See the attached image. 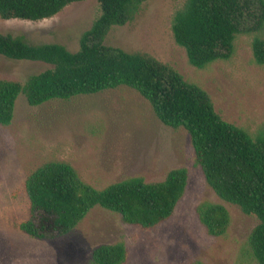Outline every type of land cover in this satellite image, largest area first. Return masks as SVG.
Segmentation results:
<instances>
[{"label": "rangeland", "instance_id": "rangeland-1", "mask_svg": "<svg viewBox=\"0 0 264 264\" xmlns=\"http://www.w3.org/2000/svg\"><path fill=\"white\" fill-rule=\"evenodd\" d=\"M186 1H146L130 22L110 30L105 44L172 67L208 93L225 121L252 136L264 132V66L253 55L254 38L264 39V28L238 35L230 60L195 68L172 32L173 16ZM100 15V4L85 0L39 22L0 18V33L23 37L32 45L59 44L76 53ZM50 68L0 57V80L24 83ZM50 162L71 165L98 190L136 177L162 182L177 169L188 172V183L173 216L152 229L126 224L120 215L96 207L68 235L36 240L19 229L29 217L25 184ZM203 203L228 210L230 226L224 236L207 233L197 215ZM258 223L208 185L189 133L163 125L150 104L128 87L38 107L22 95L13 122L0 125V264H91L97 248L118 243L126 247V264H257L248 242Z\"/></svg>", "mask_w": 264, "mask_h": 264}, {"label": "trees", "instance_id": "trees-1", "mask_svg": "<svg viewBox=\"0 0 264 264\" xmlns=\"http://www.w3.org/2000/svg\"><path fill=\"white\" fill-rule=\"evenodd\" d=\"M83 1L0 0V18L39 22ZM96 1L101 15L83 34L76 53L59 44L32 45L23 37L0 33V57L51 66L24 83L0 80V125L13 122L22 95L30 106L38 107L120 87L136 91L163 125L189 133L197 162L217 196L258 218L248 248L255 262L264 264V132L252 136L225 121L208 93L172 67L149 55L105 44L110 30L130 22L148 0ZM263 28L264 0H187L172 23L176 44L198 69L230 60L238 35L261 33ZM253 55L256 64L264 66L263 38H254ZM187 183L188 172L177 169L162 182L147 183L136 177L98 190L85 183L71 165L46 163L26 180L29 217L19 229L36 240H56L75 230L96 207L120 215L126 224L152 229L173 216ZM197 215L210 236L227 233L230 214L223 205L203 203ZM126 261V247L118 243L97 248L91 264Z\"/></svg>", "mask_w": 264, "mask_h": 264}]
</instances>
